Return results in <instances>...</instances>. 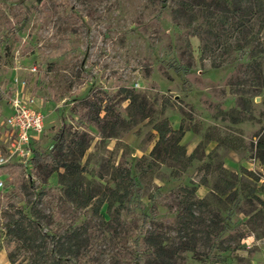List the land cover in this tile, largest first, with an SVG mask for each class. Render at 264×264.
Here are the masks:
<instances>
[{
    "label": "rangeland",
    "instance_id": "obj_1",
    "mask_svg": "<svg viewBox=\"0 0 264 264\" xmlns=\"http://www.w3.org/2000/svg\"><path fill=\"white\" fill-rule=\"evenodd\" d=\"M166 4L0 0V135L7 132L12 78L25 79L44 116L33 151L50 152L61 128L66 136L85 129L91 136L80 162L86 183L103 192L128 169L136 184L127 209L115 204L109 213L102 205L96 213L91 205L78 208L67 200L57 172L45 176L33 161L0 175V255L6 264L9 255L28 263L26 248L8 233L20 213L40 224L51 242L72 231L88 238L86 249L81 242V253L65 264H136L150 257L153 249L141 234L145 223L167 244L171 264H264V164L254 150L264 130V82L247 68L259 62L264 79V29L255 24L247 47L227 55L231 31L210 28L221 39L205 54L193 35L196 24L178 25L174 4ZM63 40L65 50L56 55ZM214 60L220 66L213 67ZM124 88L145 105L146 118L134 116L128 99L121 101ZM96 91L114 97L126 120L112 137L99 135L77 107ZM160 120L183 130L182 156L150 157ZM3 195L19 203L6 206Z\"/></svg>",
    "mask_w": 264,
    "mask_h": 264
},
{
    "label": "trees",
    "instance_id": "obj_2",
    "mask_svg": "<svg viewBox=\"0 0 264 264\" xmlns=\"http://www.w3.org/2000/svg\"><path fill=\"white\" fill-rule=\"evenodd\" d=\"M168 1L174 4L171 9L172 18L178 25L189 27L194 23L196 24L197 27L193 35L199 37L205 54L212 53L214 44L221 39V35L211 31L214 27L219 28L221 31L225 27V31H231L234 41L228 42L229 39H226L224 52L227 55L247 47L248 37L252 33L255 24L258 25V30L264 29V0H158V3L165 8ZM39 2L40 0H37V3ZM41 13L39 12V14ZM66 45L67 40L61 41L56 49V55L62 54ZM259 52H264V49ZM253 54L256 53L252 51ZM212 65L213 67L220 66L215 60ZM247 68L252 73H256L258 79L264 82L259 62L253 61L251 64H247ZM120 92L123 94L121 101L128 99L127 106L135 109L134 116L136 114L142 118L148 116L145 105H142L141 102L137 103V95L133 91L124 88ZM113 100L114 97H109L106 92L96 91L93 95L82 99L77 105L80 111L83 110L84 120L98 128L99 135L102 137H112L120 127L123 128L126 124V120H123L121 115L116 112ZM102 113H104L103 116H101ZM153 130L156 132L158 139L150 152L151 158L159 157L162 152L170 155L176 151L179 156H182L183 147L179 143L184 133L181 127L175 130L167 120H160L154 124ZM90 141L91 136L85 129H76L66 136L65 128H61L54 135V145L50 152L39 153L33 151L32 161L42 166L45 176L57 172L60 192L76 207L85 208L91 205L96 213L100 211L102 205L107 207L109 213H111L115 204L120 210H124L125 206L127 209L133 193L132 189L136 185L130 170L123 169V173L118 174L119 181L115 183L114 187L107 188L103 192L94 191L86 183L80 162ZM254 150L255 157L264 164V130L258 133ZM15 168L22 170V167L16 164L0 166V175L11 172ZM1 198L2 203L9 207L19 203L18 198L14 195H3ZM150 202L152 203L150 210L155 213L157 207L154 204V198L151 197ZM34 207L33 204L30 207L32 212L35 210ZM188 212L190 216H193L191 207H188ZM146 226L145 223L141 234L153 251L150 257L139 258L135 263L171 264L172 256L169 255L166 248L167 244L151 234ZM8 233L21 241L26 248L29 253L27 264H65L68 257L81 253L80 250L83 247L81 242L85 243L84 249L88 245H86L88 238L82 240L80 233L77 231H72L66 238L54 239L51 242L47 234L42 231L40 224L23 213H20L16 220L11 221ZM86 251L93 256L94 251L90 248ZM8 259L10 264H17L19 260V258L10 255Z\"/></svg>",
    "mask_w": 264,
    "mask_h": 264
},
{
    "label": "built area",
    "instance_id": "obj_3",
    "mask_svg": "<svg viewBox=\"0 0 264 264\" xmlns=\"http://www.w3.org/2000/svg\"><path fill=\"white\" fill-rule=\"evenodd\" d=\"M12 84L7 102L10 114L4 121L7 132L0 135V166L16 164L26 167L33 159L31 142L43 129L44 116L30 95L27 80L14 77ZM260 173L259 181L264 182V166ZM2 186L3 182L0 181V188Z\"/></svg>",
    "mask_w": 264,
    "mask_h": 264
},
{
    "label": "crops",
    "instance_id": "obj_4",
    "mask_svg": "<svg viewBox=\"0 0 264 264\" xmlns=\"http://www.w3.org/2000/svg\"><path fill=\"white\" fill-rule=\"evenodd\" d=\"M6 259H5V255L4 254H1L0 255V264H6Z\"/></svg>",
    "mask_w": 264,
    "mask_h": 264
}]
</instances>
